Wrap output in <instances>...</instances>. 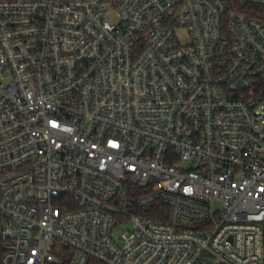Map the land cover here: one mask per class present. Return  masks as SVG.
Returning a JSON list of instances; mask_svg holds the SVG:
<instances>
[{"label":"built area","instance_id":"built-area-1","mask_svg":"<svg viewBox=\"0 0 264 264\" xmlns=\"http://www.w3.org/2000/svg\"><path fill=\"white\" fill-rule=\"evenodd\" d=\"M0 240L3 264H264V20L0 0Z\"/></svg>","mask_w":264,"mask_h":264},{"label":"trees","instance_id":"trees-1","mask_svg":"<svg viewBox=\"0 0 264 264\" xmlns=\"http://www.w3.org/2000/svg\"><path fill=\"white\" fill-rule=\"evenodd\" d=\"M228 1L230 5V10L233 11H241L245 14H247L249 17H256L259 19L264 20V8L260 7H254L248 3H243L241 0H226ZM144 193V188L137 186L133 189V197L136 199L138 196ZM168 211L169 207L162 201H158L156 205H154L153 209L145 213V215H148L149 217H152L154 219H161L159 217H162L163 220H167L168 218ZM160 213L162 216H160ZM3 256H4V249H3V242L0 240V264H3ZM63 264H68L67 260L63 262ZM89 264H98L96 260H90Z\"/></svg>","mask_w":264,"mask_h":264},{"label":"rangeland","instance_id":"rangeland-1","mask_svg":"<svg viewBox=\"0 0 264 264\" xmlns=\"http://www.w3.org/2000/svg\"><path fill=\"white\" fill-rule=\"evenodd\" d=\"M181 41L182 43H189L190 42V38L187 35L186 31L182 32V37H181ZM127 226H119L116 231H115V237H118L119 234H121V232H123L124 230H126Z\"/></svg>","mask_w":264,"mask_h":264}]
</instances>
